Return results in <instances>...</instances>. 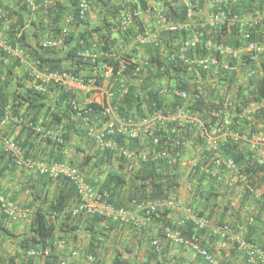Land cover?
<instances>
[{"label":"trees","instance_id":"1","mask_svg":"<svg viewBox=\"0 0 264 264\" xmlns=\"http://www.w3.org/2000/svg\"><path fill=\"white\" fill-rule=\"evenodd\" d=\"M1 6L4 5L0 1ZM125 6L146 13L149 9L148 0H93L92 7L98 13L99 22L92 24L89 19L82 21V25H84L82 30L79 32L72 31L69 36L63 39L64 47L51 49H45L39 46L28 47L26 32L21 30L23 27L24 10L17 12L11 9L10 15L16 13L18 20L16 19L10 22L7 39L11 47H15V44L18 43L23 50L28 52L30 59L37 62L39 70L44 73H68L76 79H82L89 85L104 86V70L107 67H111L112 78L105 85L108 86L107 90L112 97L111 103L119 117L143 116L144 114L141 108L143 103H146L151 110H153V105L156 104L157 109H161L165 114H172L178 109H187L192 113L211 116L213 111L212 104L207 102H193L188 104L174 98L166 99L160 94V90L165 82L170 87H177L184 90H199L201 89L199 85L204 81L206 86L209 83H213L217 84L218 89H220L217 93L211 87H208L206 90L204 89V95H209L211 99L215 98V100L217 99L219 101L227 100L230 99L231 95L236 93L237 101L232 106L233 125L231 131L233 133L240 136L244 134L246 129L254 131L255 129L258 130L259 127L264 128V108L257 115H254L258 120L256 122L252 121L254 116L249 118L245 116L241 117L243 108L245 109L252 101L264 100V56H260L256 62H251L250 60L245 61L246 56H244L240 60L241 64L239 67L237 66L238 59L229 57L225 65L222 61L224 56H220L214 51L213 54L220 61L218 65H212L207 70L203 69L200 65L189 68L185 64V59H194L196 57L204 58L208 55V50L205 45L200 43L197 48L187 49L185 51V59L181 60L178 57V52L183 42L191 39L195 34L200 35L204 42L212 39L215 43H223L228 46L232 45L230 47H234L236 50L248 43L245 37L246 34H249L253 41L260 38V36L264 38V25L258 27L260 31H255L248 27L245 30V26L237 21L232 26L230 32H227L226 26L218 28L217 30H214L216 28H211V31H208L210 27L205 31V28L199 26L198 28L182 27V29H177L173 33H160L157 44L154 42L143 44V48L147 50L150 57L146 62L147 66H142L141 64H135L129 55L115 48L118 38L124 42H129L134 37L136 34L134 28H132L134 25L138 27L137 35L143 31L141 29L143 28L141 19H137L136 23L127 30H123L121 25L119 27L120 23L118 20L115 21L116 16L122 12ZM158 6L162 14L166 15L167 19L171 21L185 23L187 20V9L181 0H160ZM219 8H224V6H216V11ZM254 11H264V0H259L258 3H254V0H242L240 5L233 6V12L238 15L240 21L245 19L250 12ZM148 14L156 22L155 13L150 10ZM32 34L34 35L35 32H32ZM142 34H145V31ZM86 51H89L92 55L89 57L82 56V53ZM6 59L9 60V64H6ZM258 63L263 69V76L257 81L251 80L254 85L252 86L251 84L246 92H243L241 86L239 88L237 87L234 92L232 85H235L238 80V71L236 69H240V73L246 72V74L249 71L250 76H252L251 79H253L257 76L256 69L258 68ZM17 75L20 76L17 77ZM3 76L6 78L3 79ZM29 76H32L30 71L20 62L19 58L8 54L7 51L0 48V118L7 116V106L11 105L15 116L20 115V110L26 109V113H22L20 117L21 120L27 124L38 125L35 121H37L38 115L42 116L43 114L42 110H44L43 108L48 101L47 96L49 92L52 94L55 93L56 96L55 110L51 112L49 108L50 113L45 115L40 126L48 129L55 128L64 139V142L57 143L49 138L44 139L32 129L22 127V131L19 133L16 141L24 149V159L46 161L47 163L62 162L61 155L64 153L66 144L71 140V133L92 140L99 149H97L95 154L98 160H103V157L106 160L108 158L120 159L122 163L120 167L122 168L126 160L129 159L121 154L120 149H129L135 152L134 149L140 147L139 143L145 137L132 139L128 135L119 132L103 135L104 141L110 143L111 146L101 147V145H98V141L96 142L95 139L90 137L91 130H97L100 125L104 126L109 119L104 116L101 104L92 102L87 104L86 108H82L83 110H75L73 106L77 99L72 92L57 87L56 85H48L47 93L38 91L35 86L27 87L23 79L33 81ZM225 86L229 87L224 88ZM125 88H127L128 92L125 96L121 97V93ZM84 110L88 111L85 112ZM31 113H33V117L30 118ZM9 127L12 126L9 125ZM158 131H156L157 134H162ZM148 141L150 143V139ZM164 147V141H162L157 147V150L162 151ZM238 147V145L230 143L226 155L234 158L237 164L242 165L246 171L254 169L251 160H247ZM151 149L152 146H150ZM221 150H223L222 147ZM0 152L2 158L8 157L7 153L3 150ZM45 156L48 159H45ZM150 158V155L145 160L140 157L141 164L139 167L135 168L130 165L128 167V174L126 175L114 173L109 175L107 181L99 189L100 192L108 193L107 201L109 203L116 208L122 207L128 209L123 203L125 198L132 200V203L133 201L141 203L168 197L167 189L175 183L178 177L176 174L177 166L169 164L166 158H159L158 160H151ZM198 168L200 169V167ZM259 170L264 172V165ZM126 176L135 182L132 187L133 189L130 188L131 192L129 195L124 193L125 188L128 186ZM56 180L59 181L60 187L55 200L49 205L46 213L41 208L38 210L33 225L35 235L23 242V248L28 252L34 249L39 251L47 248L55 252L54 246L51 243L54 237L59 238V233L65 235L70 231L77 230L82 221L88 217L95 221L107 220L112 226L120 223L118 220L104 218L97 214L87 212H80L77 215H73L72 211L80 201L75 185L63 177ZM47 181L51 183L52 178L48 177ZM121 196L124 198L120 199ZM172 201L179 204L177 200L172 199ZM256 201L261 204L260 208L264 207V199H257ZM168 213H170V210H160L150 216L149 222L156 221L161 223V236L165 239L166 228L169 227L173 231H179L184 241L189 242V244L177 243L178 245L190 246L199 255L204 264H217V260L213 258L210 247L201 238V233L204 231L200 232V229L197 230L192 220H188L182 226L174 225L167 221L166 216ZM47 214L57 216V219L61 222L59 226L49 223ZM199 215L197 216L200 217ZM256 219L260 220V217L257 216ZM130 223L133 225L132 222ZM261 223L264 225L263 221ZM223 225L220 224L219 226ZM230 228L232 229L231 226ZM247 230L248 232L244 236L245 241L258 246L260 243L257 240L255 241L257 233L255 226L247 224ZM217 237L221 238L219 234ZM96 241L97 239H94V242ZM94 242H92L91 246L94 245ZM233 243L235 244L236 250H238L237 241H233ZM196 247L205 250L213 258L214 263L207 260L206 255L199 253ZM54 255L52 254L47 259L46 264H58V260ZM114 261V264L126 263L125 261L121 262L119 257H116Z\"/></svg>","mask_w":264,"mask_h":264},{"label":"built area","instance_id":"2","mask_svg":"<svg viewBox=\"0 0 264 264\" xmlns=\"http://www.w3.org/2000/svg\"><path fill=\"white\" fill-rule=\"evenodd\" d=\"M18 6H1L0 7V48H3L8 54L20 59V62L30 71L32 76L29 78L33 79L35 88L38 91H48V84H54L57 87L64 88L71 92L66 86L68 81H74L77 84L78 89L86 92L87 97L84 101H76L74 103L75 110H83L87 104L96 102L101 104L103 107V114L108 117L106 125V132L104 134L98 131L91 130L90 137L98 141V145L101 147H110L111 144L107 143L103 139V135L106 133L115 134L122 133L128 135L132 139H138L146 137L150 139V146L152 149L148 154H143L141 157L145 160L150 155L151 160H158L159 158H166L167 162L171 165H177L182 160V154L180 147L189 141L191 137V131L193 132V138L200 141L202 145L207 147L206 154L203 155L202 165L200 170L206 172V174L217 178L219 171H228L236 175V177L244 184L247 192L257 196L256 198L264 199V193H262L252 183L249 172L260 171L261 166L264 165V130L258 129L250 131L245 130L244 134L238 135L231 131L232 123V106L233 102L230 99L227 100H215V98L204 95L202 89L199 90H184L177 87H170L165 82L164 86L160 90V94L165 98H174L181 100L185 103L191 104L193 102H207L213 105V111L210 115H203L201 113H192L187 109H178L172 114H165L161 109H157L156 104L153 105V110L150 109V113L145 117H119L115 108L111 103V94L106 92V82L109 81L112 76V68L107 67L104 70V86L89 85L82 79H76L70 76L68 73H44L38 68V63L30 59L28 52L23 50L18 43L15 47H11L7 39V32H9L10 22L12 20H18L17 14L10 15L11 9L14 11L24 10L23 27L27 35V44L34 47H42L45 49L51 48H62L64 47L63 39L73 31L79 32L83 29L82 21L87 19L90 20L94 9L92 7L93 0H16ZM182 4L187 9V22L185 24H177L169 19L166 15L162 14L160 7L158 6L160 0H148L149 9L147 13L132 9L129 6H125L122 12L118 14L119 27L123 30L131 28L137 19H141L143 14L150 13V10L155 13L157 20L160 25L164 27V30L168 33H173L177 29L182 27H195L214 28L217 26L234 25L240 19L238 15L234 13L230 8H219L217 13H212L211 19L206 21L205 18L199 17L198 11L200 9L199 0H181ZM225 0H209L214 5H221ZM238 2L239 0H232ZM18 7V8H17ZM264 21V11L250 12L245 20H242L244 26L259 31L258 27ZM59 30V31H58ZM32 32H35L33 35ZM59 32V33H58ZM30 33V34H29ZM29 34V35H28ZM248 43L243 46L241 52H243L241 59L246 56L245 61L250 60L256 62L259 57L264 53V38L260 37L257 40H251L249 34L245 35ZM139 41L142 44L154 42L157 44V38L151 37L148 31L145 34L139 36ZM33 42V43H32ZM32 43V45L30 44ZM200 43L204 44L205 47L209 42H204L200 35L195 34L191 39L184 41L178 52V57L182 60L185 59V51L187 49L197 48ZM214 51L218 55L224 56L225 58L231 57L237 59L239 56L238 51L233 47L225 45L223 43L211 42ZM92 54L89 51L82 53V56L89 57ZM185 64L189 68L195 65L202 66L203 69L207 70L212 65H218L219 59L215 56L209 60L207 58L196 57L194 59H185ZM226 63V62H225ZM223 63V64H225ZM226 65V64H225ZM229 68V67H226ZM139 70V69H138ZM105 89V90H104ZM102 92L101 99H97V96ZM127 88H125L121 97L127 94ZM97 99V100H96ZM215 100L214 102H212ZM264 108V100L252 101L245 109L243 108L241 117H252L257 115L259 111ZM87 112L88 110H84ZM12 124V125H11ZM9 125L15 127L16 125L21 127H27L32 129L36 134H40L44 139H52L57 143H63L64 139L55 128H45L38 125L27 124L22 121L19 116H15L14 113H10L7 109V116L0 118V147L8 152L15 160L18 165H24L33 167L38 165V171L41 175H46L53 179L66 178L74 183L77 194L80 201L73 210L74 214L80 212H87L91 214H97L104 218H111L120 222H132L136 226H141L143 223L149 222L150 216L157 213L160 210H173L179 209L180 206L170 199H159L154 201H145L137 203L133 201L137 212H132L126 208H116L114 205L107 201L108 193L100 192L99 189L93 187L88 183L83 170L77 166L68 164L65 162H57L53 164H47L45 162L36 164L31 160L24 159V149L15 141L10 139L9 136L3 133L2 129L5 127L9 128ZM160 131L162 134H157L156 131ZM163 130V131H162ZM158 131V132H159ZM165 132V134H164ZM222 135L228 137L240 138L244 142L248 143L250 147V157H246L247 160H251V164L254 169L246 171L244 167L234 160L230 156H225L222 153L221 147L218 146L219 138ZM164 141V149L158 151L157 147ZM121 154L131 159L134 156V152L131 150L120 149ZM155 151V152H154ZM149 159V160H150ZM190 166L195 168L198 166V162L194 161L190 163ZM0 207L2 213L10 218H23L26 215V211L17 213L14 208V204L10 202L5 196L0 195ZM187 214H190L192 221L195 223L197 229H203L207 221L199 217H195L192 214V210L189 208L184 209ZM141 215L138 217V215ZM217 234L222 238H227L231 241H237L238 251L244 253L247 256V264H264V250L258 245H253L245 241L243 231H232L229 225L218 226L216 228ZM166 240H170L175 243H185L179 231H173L171 228L165 229ZM58 247L63 249L66 247V242L62 241L58 243ZM199 253L206 255V259L211 263L214 260L211 256L205 252V250L196 247ZM52 254L50 248L32 251L31 256H41L48 258ZM75 255L79 256L80 253L75 252ZM90 260H94V257H88Z\"/></svg>","mask_w":264,"mask_h":264},{"label":"crops","instance_id":"3","mask_svg":"<svg viewBox=\"0 0 264 264\" xmlns=\"http://www.w3.org/2000/svg\"><path fill=\"white\" fill-rule=\"evenodd\" d=\"M0 1L4 6H14V4L18 6L16 0ZM202 16L206 21L211 19L212 11L209 6L204 8ZM117 17L118 15L115 21L118 20ZM141 20L143 22L142 33L148 31L151 37L154 36V38L158 39L160 33L166 32L157 18L156 22H154L149 14H143ZM90 21L92 24L99 22L96 10L92 13ZM232 26H227V32L231 31ZM132 28L136 32L134 37L129 42H124L117 37L118 41L115 44V48L129 55L135 64L147 66L146 62L150 54L147 53V50L143 48V44L139 41V36L142 33L137 35L138 27L134 25ZM212 29L210 28L208 31ZM209 41L210 43L206 45L208 55L205 58L211 60L215 57L213 54L214 47L211 43L214 41L210 39L207 42ZM32 43L30 44L32 45ZM28 47H30L29 44ZM242 48L236 49L239 53L237 58L239 60L237 66L239 67L243 54L241 52ZM261 56H264V53ZM228 58L224 57L222 61L225 63ZM6 61V64H9V60L6 59ZM236 70L238 71V80L235 85H232L234 92L239 86L242 87L243 92H246L251 84L252 86L254 85L251 80L257 81L263 76V69L259 63L256 69L257 76L253 79H251L252 76H250L249 71L246 74V72L240 73V69ZM4 78L6 77L3 76ZM23 80L27 87L34 86L33 81ZM201 83L199 86L203 92L208 87L216 90V93L220 90L217 84L209 83L206 86L204 81ZM48 85L55 86L54 84ZM66 87L69 90L71 89L70 91L76 96L78 101L81 102L86 99V92L78 89L74 81H68ZM228 87L225 86L224 88ZM105 91L109 92L108 90ZM44 92L47 93L46 91ZM95 96H97V99H101L100 97L103 95L101 92ZM236 97V93L230 97L233 104L237 101ZM55 98V93L49 92L48 101L43 108L44 110H42L44 115H38V119L35 121L37 124H41L45 115L50 113L49 108L51 112L55 110ZM141 108L144 114L141 117L148 116L150 113L148 105L143 103ZM7 109H9L10 113H14L11 105H8ZM24 112L26 113V109L20 110L19 117ZM32 115L33 113L29 117H33ZM135 118L137 117L135 116ZM256 118L254 116L252 121H258ZM98 127L95 130L99 133L104 134L106 132V125ZM258 129L264 130V128L260 127ZM3 131L10 139L16 140L22 131V127L18 125L9 128L5 127ZM71 135V140L66 144L64 153L61 155V160H63L62 162L79 166L83 170L88 183L96 189H100L110 174L126 175L130 165L138 168L141 164L140 157L150 152V143L148 138L145 137L141 139L140 147L134 149L136 152H134V156L126 160L122 168L120 167L122 164L120 159L108 158L106 160L103 157V160H98L95 157L98 147L95 146L92 140L80 137L74 133H71ZM190 135L189 141L180 147L182 160L176 165L178 177L175 183L167 189V199L177 200L180 208L170 210V213L166 216L167 221L174 225L182 226L188 220H192L190 214H187L184 209L191 208L193 210L192 214L196 212L194 214L195 217H198L197 215L201 212L199 218L207 221L206 226L200 230V232L204 231L201 233V238L210 247L217 264H247V256L236 250L233 241L222 237L218 238L216 228L220 224L230 225L234 231H243L245 236L248 232L247 224H252L257 230L255 241L257 240L260 243L259 246L264 250V225L261 223L262 221L264 222V207L260 208L261 204L256 201L258 199L256 198L257 196L247 192L244 184L232 172L219 171V176L214 178L200 170L198 167L202 165L203 155L206 154L207 147H204L201 142L193 138L192 131ZM230 143L238 145L241 153L245 157H250V147H248V143L244 142L242 137H238L235 140V137L232 139L227 135H222L219 138L218 146L222 147V153L225 156H228L226 153ZM1 150L2 148L0 147ZM45 159H48V157L45 156ZM194 161L198 162V166L195 168L190 166V163ZM11 163L8 157L2 158L0 156V193L12 201L17 213L26 211V215L23 218H9L0 211V264H46V258L30 256L28 251L23 248V242L35 235L33 225L36 214L40 208L46 213L49 205L57 196L60 183L56 179H52L51 183H49L47 181L48 176H43L39 173L38 165L33 167L14 166ZM249 176L256 188L264 193V172L255 170L252 171V174L249 172ZM126 179L128 186L125 188L124 193L129 195L135 182L130 180L128 176H126ZM121 198L124 197L121 196ZM123 203L132 212H137L132 200L125 198ZM47 216L49 223L57 226L61 223L57 216L52 214H47ZM139 216L141 215L139 214ZM257 216L260 217V220L256 219ZM115 226L109 224L107 220L95 221L88 217L82 221L75 231H70L65 235L57 231L60 237H54L51 243L54 246L55 252L53 251V254H55L54 257L57 258L58 264H114L116 257H119L121 262L125 261V264H204L199 255L190 246L178 245L163 238L161 236L162 225L160 222L150 221L143 223L141 226H136L134 223L132 225L130 222H120ZM94 239H97V241L94 242ZM60 241L66 242L65 248L61 249L58 247ZM92 242H94L93 246H91ZM75 252L80 253V255H75ZM88 257H94V260H90Z\"/></svg>","mask_w":264,"mask_h":264},{"label":"clouds","instance_id":"4","mask_svg":"<svg viewBox=\"0 0 264 264\" xmlns=\"http://www.w3.org/2000/svg\"><path fill=\"white\" fill-rule=\"evenodd\" d=\"M200 1V9H199V11H198V14H199V17H201L202 19L204 18L203 16H202V11L204 10V8H207L208 6H209V8H210V10L212 11V9H214V11H212V13H217V11H216V6L217 5H214V4H212L211 2H209V0H199ZM258 1L259 0H254V3H258ZM241 2H242V0H239L237 3L236 2H233L232 0H225L224 2H223V4H221L222 6H224V8L227 10L228 8H230L232 11H233V6H238V5H240L241 4ZM221 5H219V6H221ZM243 20H245V19H243ZM91 22V21H90ZM173 22H175V21H173ZM187 22V20L185 21V23ZM239 22L240 23H242V25H244L243 24V22H241L240 20H239ZM175 23H177V24H185V23H181V22H175ZM233 25V24H232ZM232 25H230V24H228V25H224V27L226 26H232ZM262 25H264V21H263V23L261 24V26ZM223 26H217V27H214V28H222ZM192 28H194V27H192ZM211 28V27H210ZM245 30H246V26H245ZM260 31V30H259ZM260 33V32H259ZM261 37V36H260ZM106 87H107V85H106ZM16 141V140H15ZM17 142V141H16ZM18 143V142H17ZM19 144V143H18ZM3 150V149H2ZM3 151H5V150H3ZM6 152V151H5ZM7 153V155H8V157H9V160H11V162L13 163V165L14 166H24V165H18L16 162H15V160H14V158L8 153V152H6ZM32 162H35L36 164H39L38 162H41V161H38V160H34V161H32ZM41 163H43V162H41ZM46 163V162H45ZM56 163V162H55ZM47 164H53V163H47ZM72 165H74V164H72ZM43 176H46V175H43ZM53 179V178H52ZM74 184V183H73ZM0 195H3V196H5L4 194H2V193H0ZM6 197V196H5ZM10 202H12L8 197H6ZM75 209V208H74ZM73 209V210H74ZM0 211H1V213H2V210H1V207H0ZM3 214V213H2ZM72 214L73 215H77V214H74V212L72 211ZM3 215H5V214H3ZM10 218V217H9ZM61 242V241H60ZM32 251H38V250H36V249H34V250H31V251H29L28 252V254L30 255V252H32ZM40 251V250H39ZM52 251V250H51ZM52 254H53V251H52ZM51 254V255H52ZM51 255L49 256V257H51ZM31 256V255H30ZM33 257H41V256H33ZM48 257V258H49ZM48 258H46V259H48Z\"/></svg>","mask_w":264,"mask_h":264}]
</instances>
